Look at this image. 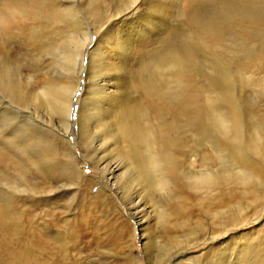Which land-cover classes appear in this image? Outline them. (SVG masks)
I'll use <instances>...</instances> for the list:
<instances>
[{
    "label": "rangeland",
    "instance_id": "rangeland-1",
    "mask_svg": "<svg viewBox=\"0 0 264 264\" xmlns=\"http://www.w3.org/2000/svg\"><path fill=\"white\" fill-rule=\"evenodd\" d=\"M142 1L150 4L151 13L140 9L139 17L150 14L154 21L141 50L147 54L126 56L124 70L131 71L126 73L129 89L125 96L134 100L121 114L140 109L147 121H162V149L174 158L175 194L185 196L190 226L175 228L169 224L163 228L165 220L157 218L152 209L144 213L139 225V212L132 217L115 194L100 191L103 183L92 167L98 153L90 151L81 133H75L76 97L83 85L80 80L68 116L72 122L68 138L62 137L65 129L58 122L60 112L35 102L39 100L36 96L25 100L24 104H30L29 111L24 105L27 110L18 108L9 119L0 109V264H264V0ZM53 3H39L35 11L53 13ZM123 8L114 0H103L100 14L87 20L89 23L84 21L92 40H85L87 47L104 32L98 43L108 51L103 40L112 38V29L120 27L118 22L123 18L115 22L102 16L101 11L112 13ZM46 21L41 19L36 24L40 34L49 37L51 49L49 46L41 53L44 57L35 78L49 71L51 77L66 72L63 66L59 68L58 63L65 60L56 48L63 50L69 45L63 35L68 26L56 22L62 24L64 32V28L61 31L60 26L57 29ZM96 24L102 32L93 30ZM24 39L12 41V46L24 49ZM120 49L115 48L112 55L115 57ZM159 58L161 75L153 83L157 92L163 90L162 100L148 95L141 86ZM51 61L58 63L53 65ZM93 67L81 94L92 104L94 98L89 97L94 78L101 68V76L110 72L105 64L96 68L97 72ZM28 71L24 69L21 74ZM41 131L46 136L39 135ZM68 142L74 144L75 154L67 151ZM90 152L92 159L86 157ZM121 155V160L116 159L122 164V159L128 160V153ZM207 170L218 179L213 187L190 186L200 172ZM127 173L118 183L125 187V194H131L134 188L128 185ZM152 190L149 193L158 203L164 201L167 195L162 199ZM255 192L259 198H255ZM147 239L150 244L145 249Z\"/></svg>",
    "mask_w": 264,
    "mask_h": 264
},
{
    "label": "bare ground",
    "instance_id": "bare-ground-1",
    "mask_svg": "<svg viewBox=\"0 0 264 264\" xmlns=\"http://www.w3.org/2000/svg\"><path fill=\"white\" fill-rule=\"evenodd\" d=\"M48 1L53 0H0V109L5 112L7 119H9L11 116L17 113L16 110L18 108L21 109L20 111H23L22 107H24V105L29 111V107H27V105L30 104H24L25 100L29 96H36V99L39 100L36 101L34 97L35 102H42L43 104H41L43 107L48 108L49 111L53 110V112H60V114H57L58 112H55V114L58 115L56 116L59 118L58 122L61 124L63 130L65 129L62 137L68 138L67 134L69 132V127L72 125V122L68 117L71 110V104L73 103L72 97L75 90L77 89V85L79 84L80 80H82V89L81 91L79 90L80 94L76 97V100L79 101V106L76 110V124L78 131L75 133L78 136V133H81L80 135L84 136V140H86V144H88L87 146L90 151L98 153V155H96L98 159L95 158V160H92V167L100 175L99 182L103 183V187L100 188V191L103 193H109L110 195L115 194L116 197L126 207L127 211L131 212L132 217L133 215L137 214V212H139L140 215L138 216L137 214V221L139 220V225H141L140 220L144 218V213L152 209L155 212L157 218L159 217L165 220V222H162L165 223L163 228H166L170 225L175 228H184L190 226V217H188L189 214L186 211L187 209H185L186 206L184 205V203H186L184 199L185 196L183 197L180 194H175L178 192L176 189L177 185L173 173L176 169L174 158L172 157L170 151L166 150L165 148L162 149V121H159L158 123H151L150 121H147L144 118V113L140 109L134 112L132 108L131 110L129 109L125 115L121 114L123 111L122 109L125 108L126 105L130 104L131 100H134L133 97L126 98L125 96L126 91L129 89L126 79L128 76L126 73H130L131 71L124 70V67L127 64L126 56L134 52H140L143 56L147 54V52H142L141 50L144 47V44L148 42V37L146 34L149 33V27L153 25L154 16L149 14L145 17H139V12H141L142 9V11L145 9L150 11V4L143 3L142 0V3L138 2V0H114V3H116L117 6H125V8L116 10L112 13L106 10L101 11L102 16L108 17L109 20L114 19L115 22L116 20L118 21L123 18L118 22L120 27H118V25L116 28L112 29V38L108 37L106 40H103L105 43L103 46H105V48L108 50L105 51L98 43L99 39L101 40L104 32L103 34L99 33L100 35H97V39L92 42L90 47H87V45L84 43L85 40H91L89 37V30L84 25V21H87L97 14H100L99 9L103 0H54L52 5L54 6L55 10L53 13L41 14L35 11L36 5L40 3L42 6H44ZM124 11L126 12L122 15H119ZM78 12L82 13L84 16L77 14ZM41 19L47 20L45 23L53 24L55 28L57 26L61 27L62 25H58V23H56L57 21H60V23L62 22V26H68V28H66L68 29V32H66L64 27L63 28L65 31L62 27L61 31L66 32L63 33V35H65L64 39H68L69 45L65 42H62V39H60L63 44L65 43L66 46H68L63 48V50L58 49L59 47H55L57 50L62 51L59 53L61 56L60 58L63 57L65 60L64 63H62L63 61L60 58L58 59H60L62 62L60 60L59 62L58 59L57 61L59 63L56 61L58 65H60V69L63 66L62 70H66L65 74L63 75L64 78L61 75L56 77L48 76V73L51 75L50 71H47L48 73L45 74L47 76L43 75L41 78L37 77L39 79L35 78L39 74V69L41 68L42 64L41 56H43V54L41 55V53L43 51L47 52L45 49H48L49 46V49H51V44L49 45V43H51L49 42V37L41 35L40 28L36 24V22ZM128 21L132 22H130L128 25L123 24L124 22L128 23ZM26 27L28 28L27 32ZM58 27L57 29L60 28ZM100 28L101 26L96 24L93 30L97 32L100 31ZM145 28L147 29V32H145L143 35ZM63 35L62 37H64ZM105 35L106 34H104V36ZM22 38H25L23 44L24 49L21 47V45L12 46V41H17ZM57 44H55V46ZM118 47L121 49L118 54H115L114 57L112 52H114L115 48ZM58 52L56 55H59ZM83 57H85L84 63L82 62ZM51 59L53 60V58H50L49 60ZM55 60L56 58L54 61ZM51 62L53 63V61ZM56 62L53 63V65H55ZM144 63L145 62L139 64V69ZM104 64L107 66L110 72H105L103 76H101L100 74L103 72L101 65ZM44 66H47V64H44ZM49 66L51 65L48 64V67ZM93 66L96 67L94 68ZM51 67L53 68V66ZM91 67H93L95 70L96 68L98 70L101 68L102 71H99L101 73L97 74V76L100 77L101 82H96L98 77L97 79L94 78V88L90 91L91 96L89 99L92 100L94 98V104H92L93 101L91 102L87 99L86 100L89 102L84 101L83 96H81V94L84 95V87L87 85V80H90L88 79L91 76L90 73L93 74L92 71H90ZM161 67L162 58H159V60L154 62L152 71L146 75L144 83L141 84L148 95L156 96L159 100H162L163 90L157 92V88L153 82L158 75L159 68ZM24 69H28L30 71L22 75L21 72ZM94 69L92 70L95 71ZM123 70L126 71L125 74H123ZM181 74L183 76V72ZM160 75L161 74L158 75V78ZM59 79L61 81H59ZM166 95H168V93ZM31 102H33V100ZM30 110L33 113L34 110L32 111V108ZM29 115L27 113L28 118ZM223 116L225 115L223 114ZM232 118L234 117L232 116L229 119L232 120ZM233 121H235V119ZM95 133L97 134L95 135ZM164 133V136L167 135L166 132ZM39 135L43 137L46 136L42 131ZM93 137H95V139ZM45 138L47 140V137ZM68 145L70 149H65V152L67 153V151H69L71 155L75 154L74 144L68 142ZM115 145L116 148L118 147L117 149L114 148ZM122 152L128 153V160L125 159L126 161H123V156L125 154L123 153L124 155L122 156ZM91 154V152L87 153L86 157L88 159H92L93 154ZM118 154H120L123 158L121 161L122 164L118 159H116L120 158ZM67 164L68 163H66V165ZM64 169L66 170L67 166H65ZM69 169L71 168L69 167L68 170ZM79 171L81 170L79 169ZM127 171V177L129 178L128 185L129 187L134 188L132 193L128 190V192L131 194H125L123 189L125 187L122 188L118 183L120 177ZM70 174L68 175L69 177H71ZM192 177H194V175H192ZM217 180L218 179H216L215 175H212L210 171H202L194 178V184H190V186L204 189L207 187L210 188L213 187L215 182L217 183ZM218 183L220 184V182ZM128 185H126L127 188ZM152 189H154L155 193L157 192L161 198L163 195H167L165 199L162 198L164 201L161 200V202L158 203L151 195L152 192L150 191L151 194L149 193V190ZM162 192L165 194H162ZM257 193L255 198L259 196ZM146 207L149 209L146 210ZM144 243L146 245V249V247H148L147 245L150 243L148 242V239ZM165 245L167 247V244ZM147 252H149V250H147ZM179 252L174 253V255H178Z\"/></svg>",
    "mask_w": 264,
    "mask_h": 264
}]
</instances>
